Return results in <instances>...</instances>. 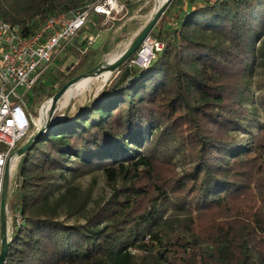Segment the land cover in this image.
<instances>
[{"label":"trees","instance_id":"1","mask_svg":"<svg viewBox=\"0 0 264 264\" xmlns=\"http://www.w3.org/2000/svg\"><path fill=\"white\" fill-rule=\"evenodd\" d=\"M97 1L0 0V20L28 37L49 18ZM121 5L126 16L114 22L123 27L116 43L141 31L127 22L141 1ZM103 20L94 16L93 27L104 31ZM84 29L35 84L32 102L52 98L54 85L112 54L108 40L97 48L80 41ZM150 36L164 48L146 69L130 66L131 56L17 157L4 264H264V195L247 220L238 223L229 210L250 188L233 167L264 155V0H171ZM69 58L73 69L60 71ZM161 161L180 170L174 179L159 182ZM94 171L112 195L87 209L90 193L76 181ZM223 209L228 219L201 238L200 217Z\"/></svg>","mask_w":264,"mask_h":264},{"label":"built area","instance_id":"2","mask_svg":"<svg viewBox=\"0 0 264 264\" xmlns=\"http://www.w3.org/2000/svg\"><path fill=\"white\" fill-rule=\"evenodd\" d=\"M208 1L214 3L220 0ZM122 11L123 6L117 0H98L67 14L49 18L37 33L28 37L21 36L17 28L0 20V202L7 162L10 175L12 164L17 160V144L38 128L48 108V102L44 103L37 119L28 111L25 98L63 49L94 16L109 18ZM163 48V44L152 37L147 38L132 65L149 63L154 53L161 52Z\"/></svg>","mask_w":264,"mask_h":264},{"label":"rangeland","instance_id":"3","mask_svg":"<svg viewBox=\"0 0 264 264\" xmlns=\"http://www.w3.org/2000/svg\"><path fill=\"white\" fill-rule=\"evenodd\" d=\"M130 1H141L142 3L139 9H137L133 13V15L130 16L127 20V22L130 21L136 22L135 24L139 26L138 27L139 28L138 31H139L142 30L147 25V23L152 19V17L155 15L157 10L165 3L166 0H130ZM117 2L118 4L121 5L123 3V0H117ZM125 16H126V12L123 9V11L120 12L119 14H113L109 18H104V20L100 24V28H106L104 31L96 30L93 27V21L90 22L85 27L83 34L79 37V40L83 41L86 39L89 43L93 44L94 48H97L105 40H108L113 45L114 51L112 52L111 55L108 56V58L104 62L111 60L112 58L118 56L119 53H121V51H123V49L126 46H128L131 43L132 39L135 38V36L138 34V33L133 34L130 37V39H128L127 41L124 38H122L123 40H121L120 42L118 43L115 42L116 39L121 36L123 27L122 26L116 27L114 25V22L121 20ZM131 30L132 27H129L128 32H130ZM63 55L64 53L62 51V53H60V55L57 58L61 59ZM74 62L75 61L73 58H69L67 61L63 63V65L60 68V71L73 69ZM55 66H56V60L51 64L47 73L44 76H47V74ZM109 77H110L109 72L103 73L101 76L94 77L91 83L87 85L84 89L77 90L76 93H74V95L71 98L68 99L66 96H64L60 100L56 114L53 115L52 120L60 121L62 119V113L64 112L65 109L69 108L70 110H73L74 108L73 100L79 99V101H82L86 96V94L97 93L99 89L106 83V80L108 81ZM257 80H258L257 76H254V78L249 80L251 84L252 92L254 94H255L254 87ZM73 88L74 89L78 88V85H76ZM54 89L57 91L59 89V86L54 85ZM25 99L27 102L26 107L28 111L31 113L33 117L37 119L39 117V111L41 106L44 103L48 102L49 100L45 98L42 101H40L38 104H35L30 100L29 95ZM29 135L26 136L24 139L28 138ZM243 136L245 135L238 134L239 138ZM259 141L264 142V137L260 138ZM12 165L14 166L15 162ZM237 165H239V163ZM242 165L243 166H235L237 167V169L235 167L233 168L234 170H236V172L238 171L242 172V176L247 180L248 183H250V188L242 192L233 201V205H231V207L229 208V210L232 212H234L233 210L235 209L236 212H234V214L238 213L239 215L238 219H240L238 223L242 222L243 219L247 220L248 218H250V216H252L259 210L260 204H262L259 197H263L264 195V155L263 154L259 156L258 155L255 156L254 154L247 155L244 161L242 162ZM174 168L175 167H173L171 164L170 165L165 164L164 161L158 162L156 165V176H158L160 180L159 182H164V180H167L169 178H171L170 180L174 179L172 178L174 172L178 173L180 171L179 169L174 170ZM76 182L79 184V186L83 191L88 190L90 193L87 209L93 208V206L97 202H106L112 195V188L107 184L103 174L100 171H94L89 174L83 175L79 177V179H77ZM60 183L61 182H59V184ZM142 184H144L147 190L151 192L152 187L149 185L147 181L143 180ZM147 205L148 202L144 201V204L142 203L140 205V209H144ZM229 214L230 212H226L223 209L219 211L213 210L212 212L205 213L204 216H201L197 226V231L200 234V237L201 238L206 237L207 234L210 232L211 227H214V225L219 224L220 220L222 219L227 220ZM74 221L75 219H70L69 222H74Z\"/></svg>","mask_w":264,"mask_h":264},{"label":"water","instance_id":"4","mask_svg":"<svg viewBox=\"0 0 264 264\" xmlns=\"http://www.w3.org/2000/svg\"><path fill=\"white\" fill-rule=\"evenodd\" d=\"M171 0H166L165 3L157 10L155 15L152 17V19L147 23V25L135 36V39L133 42L118 56H116L113 60H109L107 62H104L100 64L99 66L95 67L94 69L90 70L89 72L77 76L73 79H71L69 82H67L64 86L59 88L57 92L53 95L52 98L48 100V108L46 110L45 115H43L40 119V124L38 125L37 129H34L31 132L30 139L28 142L23 145L21 148H19L15 155L17 157L22 156L24 153H26L32 145H34L35 142L38 141V139L51 127L56 125L59 121H53L52 117L56 114L58 104L60 103V100L66 96L67 92L74 87L77 83H79L84 78H91V77H98L101 76L103 73H110L111 75L116 72L123 64L127 62V60L133 56L134 58L130 61V66L138 67L140 69H146L151 60L155 58V54L153 58L149 61V63L142 62L139 65H132V61H134L137 58V54L141 50V47L145 40L150 36L151 31L169 6ZM109 77V79H110ZM108 79V81H109ZM106 80V83L108 82ZM105 83V84H106ZM105 84L100 88L102 89ZM99 89V90H100ZM40 118V114L39 117ZM63 119V115H62ZM61 119V120H62ZM60 120V121H61ZM9 162H7L5 169H4V175H3V187H2V193H1V202H0V264H4V259L7 253L8 249V242H7V234H8V222H7V190L9 185Z\"/></svg>","mask_w":264,"mask_h":264},{"label":"bare ground","instance_id":"5","mask_svg":"<svg viewBox=\"0 0 264 264\" xmlns=\"http://www.w3.org/2000/svg\"><path fill=\"white\" fill-rule=\"evenodd\" d=\"M115 58V57H114ZM114 58H112L111 60H113ZM110 60V61H111ZM94 77H91V78H84V79H82L79 83H77L76 85H78V88H76V89H74L73 87L67 92V94H66V97L69 99V98H71L73 95H74V93H76V91L77 90H79V89H84L87 85H89L90 83H91V81H92V79H93ZM75 85V86H76ZM74 86V87H75Z\"/></svg>","mask_w":264,"mask_h":264}]
</instances>
